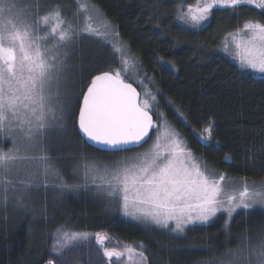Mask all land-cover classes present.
Listing matches in <instances>:
<instances>
[{"label": "snow or ice", "instance_id": "obj_1", "mask_svg": "<svg viewBox=\"0 0 264 264\" xmlns=\"http://www.w3.org/2000/svg\"><path fill=\"white\" fill-rule=\"evenodd\" d=\"M76 2V15L87 13L82 26L66 19L59 4L45 8L42 0H33L19 7L18 0H0V142L7 136L13 144L7 151L0 150V204L5 208L10 201L25 207V197L33 189L49 187L50 180L59 179L55 187L61 190L80 187L63 182L48 154L52 134H65L69 116L85 143L105 151H127L129 146H139L153 129L160 127L153 120L152 104L141 99L133 84L126 81L129 69L139 63L137 57L96 5ZM243 5L264 14V0H196L195 5L186 6L182 0L175 11L184 25L201 29L214 11L236 10ZM86 37L111 44L122 67H109L93 75L86 90L81 86V99L79 93L73 97L61 89L68 60L77 42ZM229 37L239 68L264 73V22L248 20L243 27L229 32L223 45L225 52H230ZM151 99L155 101L156 97L151 95ZM76 106L78 113L74 112ZM214 129L215 121L209 119L201 139L210 142ZM177 135L166 131L165 143L157 135L150 150L139 154L138 163L106 170L100 184L92 175L94 166L85 163V180L91 176L98 190L117 199L125 217L172 233H184L189 225H207L219 212L227 214V229L238 210L264 211V186L257 190L246 181L228 180L223 173L216 178L207 165L202 167L196 162ZM81 159L87 161V157ZM240 183L242 188L237 186ZM91 235L57 229L52 252L62 257L66 247L88 240ZM94 235L109 264L125 257L124 264H147L143 250L137 251L131 245L123 249L105 247L109 237L100 232ZM242 240V247L227 251V264H264V236L256 244L247 234ZM140 247L143 249V244ZM47 264L64 261L49 259Z\"/></svg>", "mask_w": 264, "mask_h": 264}, {"label": "trees", "instance_id": "obj_2", "mask_svg": "<svg viewBox=\"0 0 264 264\" xmlns=\"http://www.w3.org/2000/svg\"><path fill=\"white\" fill-rule=\"evenodd\" d=\"M88 1L116 26L121 40L137 57L138 74L156 97L152 103L155 122L157 113H163L195 159L217 176L223 173L228 180L262 184L264 79L238 68L219 52V47L225 36L241 28L245 21L264 22V14L248 5L236 10H216L206 26L189 29L176 18L175 9L182 0ZM32 2L18 0V6ZM42 3L45 8L62 5L68 20L77 17L76 0H42ZM109 67L114 70L122 67L110 44L95 37L79 40L68 60L64 77L68 89L63 93L73 97L79 93L81 98V86L86 90L91 77ZM126 81L141 92L130 76ZM74 112L78 113V106ZM209 119L215 121V129L211 141L206 142L201 137L206 135L203 129ZM67 124L63 136L52 134L48 154L67 184L74 186L80 182L71 176V168L79 169L81 163L120 152L95 150L74 130L72 116ZM0 145L7 148L9 142ZM226 156L231 159L226 160ZM81 157H87V161ZM53 184L33 189L34 196L25 197L23 208L11 201L7 208L0 204V264H47L49 259H63L64 264H109L101 248L92 241L69 246L62 257L56 256L52 247L60 228L92 235L104 233L110 245L117 241L141 249L143 244L147 264L226 263L230 258L227 251L242 247L246 234L264 235V211L259 208L238 211L227 229L226 219L220 215L208 225L194 226L182 236H174L168 230L141 227L106 211L104 201L88 191L60 189V194L55 195L53 192L58 188Z\"/></svg>", "mask_w": 264, "mask_h": 264}, {"label": "rangeland", "instance_id": "obj_3", "mask_svg": "<svg viewBox=\"0 0 264 264\" xmlns=\"http://www.w3.org/2000/svg\"><path fill=\"white\" fill-rule=\"evenodd\" d=\"M80 3H87V4H90V1L88 0H79ZM196 1L192 2V3H189V4H192V5H195ZM187 4H185L186 6ZM252 7V6H251ZM254 8V7H253ZM87 15V13H80L77 17H74L75 20H72L70 19V21H72L74 24H77V25H80L82 26L83 23H84V16ZM211 19V18H210ZM178 22L182 25L183 22L178 20ZM260 22V21H258ZM186 27H189V29L191 28L190 26H187V25H184ZM243 27V26H242ZM235 31V30H234ZM227 36V35H226ZM225 36V37H226ZM224 42H225V38H224V41L221 43L220 47H219V52L225 56L227 59H229L232 63H234L235 65H237V67L239 68V63H238V60L234 58L235 56V47L234 45L231 43V37L228 38V42H229V46H230V52H225L223 50V45H224ZM111 45V44H110ZM112 47V45H111ZM113 48V47H112ZM119 56V54H118ZM120 58V56H119ZM245 72H249L251 73L252 75H254L255 77H261L264 79V73H259V72H256V71H253V70H244ZM128 76H130L132 78V80L134 81V83L136 85H139L141 87V92H140V96H141V99H148L149 102L152 104L153 101L151 99V95H152V91L150 89V87L145 84L144 82L141 84L139 83V81H143L140 77V75L138 74V65L136 68H130L129 69V74ZM67 85L64 83L63 86H62V89L61 91L64 92L65 90H67ZM146 93H150L151 95H146ZM153 107V106H152ZM162 114V115H161ZM157 117H158V120H157V124L160 126L158 129H155L154 130V133L152 134V136L150 137V141L147 142L145 145L141 146L138 150H131L129 152H120L118 154H110V155H107V156H98L90 161H87L85 163L89 164V165H93L94 166V170L92 172V175H95L97 177V181L96 183L97 184H100L102 181L100 180V177L103 176L105 174V171H111L117 167H123L125 165H132L134 163H138L139 162V154H143V153H146L150 150L151 146L156 142V138H157V135H160L161 137V142L162 143H165V138H164V133L167 131V132H172V133H176L178 134L176 136V139L178 140H181L183 141V139L180 137L179 133L175 130L174 127H172L169 122L167 121L166 117H164L163 113H157ZM9 142V145L7 148H4L0 145V150H3V151H7L8 149L12 148L13 147V144H12V141L9 137L5 136V139L4 141H7ZM3 141V142H4ZM2 142V143H3ZM183 146H185V143L183 141ZM47 147L49 148V144H47ZM52 162V161H51ZM196 162H198L200 164V162L196 159ZM85 163H81L82 165H78V166H81L79 169L74 166L73 168L70 169V174L71 176H73L74 178L77 179V181L80 182V187L76 189V191H78V189H82L83 191L85 192H90L92 193L94 196L96 197H100L103 201H104V205H105V208H106V211H110V212H113L115 213L117 216H119L120 218H124L130 222H134L136 223L137 225L141 226V227H154L155 225H151V226H148V225H145L142 221H138V220H134L132 219V217L128 216V217H125L123 215V213L120 211V207H119V202L117 199H114V198H111L109 196H107L106 192H103V191H100L97 189V187L95 185L92 184V181H91V176H89V179L86 181L85 180V176H84V164ZM201 165V164H200ZM202 166V165H201ZM56 168V167H55ZM57 169V168H56ZM58 170V169H57ZM59 171V170H58ZM60 173V171H59ZM60 176L63 177L60 173ZM218 178V176L216 177ZM229 180H235V179H229ZM51 182H49V185L50 186H54V182L56 184H59L61 181L59 179H56V180H50ZM236 181H245V180H236ZM63 182L64 183H68L66 182V179L65 177H63ZM247 182V181H246ZM39 183H42V181H40ZM87 184V187H85L84 185ZM247 184L251 187V186H255L257 188V190H259L262 186H264V181L262 184L260 185H256L254 183H248ZM238 187H243V183H240L239 185H237ZM43 187V186H41ZM57 188V187H56ZM60 189L58 188L57 191L53 192V194L56 193L57 194H60ZM45 192V190H44ZM33 193L31 192L30 195H28V197H33ZM56 197V196H55ZM57 198V197H56ZM238 211H242V210H238ZM245 211V210H244ZM249 211V210H248ZM220 215H224L225 219H228L227 217V214L224 213V212H219L217 213V216L213 218L212 221H210L209 223L213 222L218 216ZM208 223V224H209ZM207 224V225H208ZM200 224H196V225H189L187 226L185 232L188 230V228H191V227H194V226H198ZM174 226V225H173ZM156 227V226H155ZM166 231V229H163ZM170 233H172L170 230H168ZM184 232V233H185ZM184 233H172L174 236H182ZM264 234V232H263ZM264 236V235H263ZM250 239H251V242L253 244H256V243H259L260 241V238L262 236H258L256 234H253L252 232L250 233L249 235ZM85 241H92L94 242V244H96V240H95V235H91L89 237L88 240H84V241H79L75 244L78 245L80 243H84ZM97 246V245H96ZM105 247H109V248H117V249H123L126 245V243L124 242H117L116 243H113L112 245L110 244H107L105 243L104 245ZM112 246V247H111ZM69 247V246H68ZM99 247V246H98ZM67 248V247H66ZM137 251H141L142 249H138L136 248ZM102 251V249H101ZM144 251V250H143ZM103 252V251H102ZM228 257V256H227ZM230 259V258H229ZM228 259V260H229ZM126 260V257L124 258V260H121V261H116L113 259V263L114 264H124V261ZM227 264V262L225 263Z\"/></svg>", "mask_w": 264, "mask_h": 264}, {"label": "water", "instance_id": "obj_4", "mask_svg": "<svg viewBox=\"0 0 264 264\" xmlns=\"http://www.w3.org/2000/svg\"><path fill=\"white\" fill-rule=\"evenodd\" d=\"M127 82H128V81H127ZM128 83H129V82H128ZM133 87H135V86L133 85ZM135 88H136V87H135ZM137 92H139L138 89H137ZM139 93H140V92H139ZM81 98H82V97H81ZM140 98H141V96H140ZM153 120H154V122H155V118H154V117H153ZM77 131H78V130H77ZM153 131H154V129L152 130L151 135H152ZM151 135H150V137H151ZM150 137H149L144 143L140 144L139 146H129L128 149H127V151H129V150L139 149L141 146L145 145V144L150 140ZM87 144L90 145V146H91L92 148H94L95 150L97 149L98 151L105 152V153H107V152H111V153L125 152V151H105V150H100L99 146H93V144H92L91 142H88Z\"/></svg>", "mask_w": 264, "mask_h": 264}, {"label": "flooded vegetation", "instance_id": "obj_5", "mask_svg": "<svg viewBox=\"0 0 264 264\" xmlns=\"http://www.w3.org/2000/svg\"><path fill=\"white\" fill-rule=\"evenodd\" d=\"M98 247V246H97ZM100 249V247H98Z\"/></svg>", "mask_w": 264, "mask_h": 264}]
</instances>
